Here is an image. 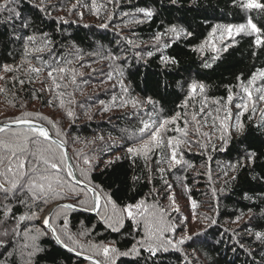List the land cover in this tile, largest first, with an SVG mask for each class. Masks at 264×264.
I'll return each instance as SVG.
<instances>
[{
    "label": "trees",
    "instance_id": "16d2710c",
    "mask_svg": "<svg viewBox=\"0 0 264 264\" xmlns=\"http://www.w3.org/2000/svg\"><path fill=\"white\" fill-rule=\"evenodd\" d=\"M38 5L41 0H19L17 11L21 16L12 21L6 20L7 12L0 11V75L6 77L0 80V85L6 88V92L0 93V122H11L22 111H39L55 121L62 130V138L67 140L69 155L73 156L74 150H83L90 157L94 156L96 167L91 173L92 182L110 193L121 206L142 199L156 185H164L158 184L160 173L155 156L146 166L142 157L133 162L125 154L126 148L135 142L133 133L141 120H147L145 113L152 110L154 116L159 114L163 118L182 112L180 105L187 98L188 87L193 81L206 86L203 96L195 101L197 110L199 101L205 97L208 101L219 98L226 101L229 88L237 95L234 100L239 98L242 103L243 93L238 90L237 77L246 83L253 72L264 69V48L253 46L254 37L237 36L235 42L227 37L218 51L203 53L198 50L217 25L240 24L251 17L264 28V13L243 10L233 0H96L100 12H95L92 0H79V3L77 0H43V10ZM140 8L152 10V17L146 18L137 11ZM22 21L28 23L27 28L21 27ZM104 24L107 27H101ZM171 25L184 29L191 36L173 40L169 34L159 43L154 41L157 33H163ZM119 27L125 36H121ZM45 33L51 41V55L44 52L28 59L36 67L51 63L52 57L72 60L69 67L83 73V76L77 75L75 84L67 76L58 81L62 87L56 89L47 77V70L38 77L26 71L28 65L22 62L23 37L33 34L40 37ZM225 46H228L226 51L223 50ZM148 52L153 55L148 56ZM110 56L118 59L108 58ZM162 56L174 58L176 63H164ZM6 64L20 67L15 72L4 73L2 69ZM82 64L85 66L81 67ZM109 73L112 80H107ZM21 79L23 85L19 83ZM120 81L128 89L126 93ZM61 93L64 94V107L58 99ZM113 96L117 97L115 104ZM149 97L155 104L146 103ZM121 98L136 99L142 105L133 108L128 103L126 107H119ZM69 100L72 103L69 104ZM257 107L254 112H244L240 117L245 125L242 135L231 130L227 143L213 136L215 147L197 145L193 150H186V163L178 169V174L170 170L164 174V179L172 185V192L178 191L187 200H195L197 205L204 200L209 203L211 214L197 219L204 225L196 232L198 235L154 257L143 250L140 256H121L117 264H264V243L249 235V230L264 232V111L259 112ZM69 108L74 112L73 117L66 114ZM104 108L108 110H102ZM231 111L232 117L236 116L238 110ZM208 120L211 124V118ZM100 136L104 137L103 141L97 139ZM253 152L255 158L249 160L248 155ZM117 156L121 159L115 160ZM108 160L114 162L106 164ZM72 162H76L74 158ZM207 164L216 173L210 176L209 182L206 181ZM194 168L204 170L194 173ZM133 177L138 179L133 180ZM166 198L157 199L164 202ZM66 201L73 202L71 197ZM149 202H152L151 197ZM49 206L41 205L45 211ZM24 211L22 206H16L17 215ZM190 212L192 214L191 206L185 199L177 211L178 220ZM241 215L242 219L235 222ZM68 217L72 233H88L79 237L86 246L88 242L114 241L124 252L143 235V226L134 227L129 221L120 232H113L97 213L69 210ZM3 219L0 210V220ZM37 225H40L39 219L22 228ZM12 226L9 221L1 230ZM6 239L7 243L0 247V264H22L18 254L10 256L8 253L23 241L19 237ZM39 245L44 251L36 254L34 264H89L58 245L51 235L41 237Z\"/></svg>",
    "mask_w": 264,
    "mask_h": 264
},
{
    "label": "snow or ice",
    "instance_id": "6c2138e0",
    "mask_svg": "<svg viewBox=\"0 0 264 264\" xmlns=\"http://www.w3.org/2000/svg\"><path fill=\"white\" fill-rule=\"evenodd\" d=\"M79 3V0H77ZM233 3L243 10H258L264 13V3L261 0H233ZM43 0H41V10ZM19 0H3L0 3V11L8 13L6 20L12 21L19 19L21 13L17 11ZM75 7V5H73ZM92 7L99 11L96 6V0H92ZM138 12L143 13L146 18H151L152 10L140 8ZM127 15V13H125ZM63 20V17H60ZM67 23V21H64ZM136 22V21H132ZM22 28H27L26 21L21 22ZM101 27H107L106 24ZM218 29H223L221 39L224 38V33L235 42L237 36L254 37L253 46L256 48H264V28H261L253 21L251 17L246 19V22L240 24L217 25L209 34V39L217 32ZM171 34L173 40L179 39L182 36H191V33L184 29L171 25L165 29L163 33H157L153 39L157 43ZM47 34L38 37L35 34L23 37V59L22 62L28 65L26 71L34 73L37 77L47 70V77L52 81V86L60 89L62 85L58 81H63L67 76L71 77V82L75 84L77 75L83 76V73H77L76 69L69 67L72 60L63 57L57 59L52 57V62H45L43 67L34 66L28 59L33 54L48 52L51 55L50 44ZM21 39V37H16ZM129 43H132L129 41ZM207 44L199 46L202 51ZM165 47L168 44H164ZM231 46V45H228ZM225 46L223 50H227ZM148 56L153 55L152 52L147 53ZM37 59L39 56L37 55ZM82 59V57H77ZM110 59H118L110 56ZM164 63H176L175 59L161 57ZM85 65H81L84 67ZM20 65H3V72H15ZM205 67L210 65L205 64ZM93 72L96 69L92 70ZM112 74L109 73L107 80H112ZM4 75H0V80H5ZM16 79V77H12ZM238 87L241 89L243 96L242 103L235 104L236 113L235 122H231L232 111L229 105L234 101V94L231 88L228 89L226 101L223 98L208 101L205 97L199 101L200 107L196 109V99L198 95H203L205 85L193 81L188 87V96L182 101L180 107L182 112H176L171 117L161 118L159 114L155 116L149 113L147 120H141L140 126L133 133L135 142L126 148V155L133 159L142 157L147 166V161L151 156L160 150L162 155L156 160L158 172L165 185V194L169 203L162 206L157 197L158 193L155 189L149 194L135 203H127L118 205L112 195L106 192L100 185L94 184L91 180V173L96 167L95 157H90L83 150H74L73 156H69L66 150L67 140L62 138V130L57 126L56 122L44 116L41 112L22 111L18 116L11 120V123H0V210L4 219L0 220V225L12 222L11 229L0 231V247H4L7 243L6 238L15 239L19 237L23 242H18V247L13 249V252L8 255L18 254L22 264H34V257L37 253L44 251L39 245V240L43 236L51 235L56 242L63 248L74 252L78 257H83L89 264H117V259L121 256L136 255L140 256L141 251H147L150 257H154L160 251H168L169 247L178 248L185 241L191 240L192 236L184 234L178 239H174L176 227L170 220L171 211H179L176 205L175 194L172 192V185L164 179L166 171L180 165L183 166L186 161L183 159V148L189 146L192 141L191 135H196L195 143L200 147H208L212 144V137L218 132L219 139L227 143L231 135V130H235L237 134L242 135L245 131V125L240 117L244 112L255 111V106L258 103L264 102V69H257L252 73L250 78L245 83L240 77ZM106 81H102L104 83ZM21 85L24 80H19ZM123 92L128 89L120 81ZM66 87V85H64ZM43 91V89L41 90ZM6 92V88L0 85V93ZM63 93L58 97L61 107L65 106V101L62 98ZM67 95L71 96L72 93ZM35 99V93L33 94ZM116 96H113L112 101L115 104ZM49 104L52 101H48ZM68 103H72L71 100ZM101 105L104 101L100 102ZM128 103L136 108L142 102L133 99L131 101L121 98L119 107H126ZM148 104H155L149 97L146 101ZM217 105L215 113L209 111V104ZM251 105V107H250ZM191 108V111L189 109ZM107 111V108L102 109ZM223 112V118L220 112ZM67 116L73 117L74 112L67 109ZM264 115V113H262ZM208 117H211L209 125ZM90 118V117H89ZM183 126L181 127V123ZM12 125H16L13 127ZM209 125L211 131L204 132L202 128ZM175 133L174 136L168 135L169 131ZM54 133L55 135H53ZM201 138L205 141L201 143ZM97 139L103 141L104 137L100 136ZM89 141L88 143H93ZM115 143V141L113 142ZM255 153L248 155L249 160H254ZM75 159V163L70 162ZM115 160L121 159L117 156ZM113 160L105 161L106 164H112ZM165 165L166 167H161ZM192 165H188L191 167ZM233 168L237 165H232ZM227 175V172H225ZM133 177V180H137ZM215 191V190H214ZM68 197H71L73 202H65ZM149 197L152 202H149ZM22 206L25 211L19 215L16 212V206ZM41 205H51L45 212ZM77 206L84 207L85 211L97 213L100 220L104 222L106 227L113 232H120L124 227L125 222L129 221L134 227L143 226V235L135 240V243L127 251L121 252L116 243H93L88 242L87 246L82 243L79 237H84L88 233L81 231L78 234L72 233L69 228V210H74ZM197 202L191 201V208H197ZM38 209V211L34 210ZM39 219L41 227H28L22 225L25 222H31ZM242 219V215L236 218L235 222ZM215 223V221H212ZM139 235V233H137ZM131 235V233H129ZM194 235H198L195 233ZM249 235H254L256 240L264 243V232L249 230ZM243 247V245H241Z\"/></svg>",
    "mask_w": 264,
    "mask_h": 264
},
{
    "label": "rangeland",
    "instance_id": "374dc122",
    "mask_svg": "<svg viewBox=\"0 0 264 264\" xmlns=\"http://www.w3.org/2000/svg\"><path fill=\"white\" fill-rule=\"evenodd\" d=\"M98 9H99V11L98 12H100V8L98 7ZM95 12H97V10L95 9ZM117 30H119V33L121 34V36H125V32H123V29L121 28V27H119ZM120 30H121V32H120ZM223 31V29H218L217 30V32L216 33H214L213 35H212V37H211V39H209V37L207 38V44L205 45V47H204V49L201 51V52H203V53H205V52H209V51H218V49H219V47H220V44H221V42L224 40V39H226L228 36H227V33L225 32L224 33V38L223 39H221V32ZM129 40V39H128ZM205 42H203V44H204ZM238 90H239V92H241V89L240 88H238ZM234 94V98H235V96H237L235 93H233ZM203 95H198L197 97H202ZM204 98V97H203ZM208 100V99H207ZM141 102V101H140ZM210 102V101H209ZM243 102V101H242ZM239 103V98H237L236 100H234L233 101V103L231 104V105H229V107L231 108V110H234V109H236V107H235V104H238ZM140 105H142V103L140 104ZM256 106H259V108H258V111L260 112V110L261 111H264V102H261V103H258V104H256ZM250 107H251V105H250ZM142 109V111L145 113V111H144V108H143V106L141 107ZM198 108H199V106H198ZM217 108V105H215V104H211L210 103V105H209V111H211V112H213V113H215V109ZM257 111V112H258ZM153 111L152 110H150V112H147V113H145L144 115L146 116V118L148 119V115H149V113H152ZM222 111L220 112V116H221V118H223V116H222ZM209 118H211V117H209ZM235 118H236V116H234V117H232L231 118V122L232 123H234L235 122ZM181 123V127L183 126V124H182V122H180ZM209 125H210V122H209ZM209 125H205L203 128H202V131H204V132H209V131H211V129H210V127H209ZM168 135H170V136H174L175 135V133L174 132H172L171 130L168 132ZM219 136V133L217 132L214 136ZM190 139L192 140V141H194L193 143H191L189 146H186V147H184L183 148V159H184V161H185V153H186V150H193V149H195L196 147H197V143H195V141L197 140V136L196 135H191L190 136ZM204 143L205 141L201 138V143ZM199 147V146H198ZM158 152H155L152 156H155L156 157V159H159L160 158V156L162 155V152L160 151V150H157ZM151 156V157H152ZM208 166H207V169L209 168V170H208V174H206L207 176H206V178H207V182H209V178H210V176H213L214 174H216L214 171H212V169H211V166L209 167V164H207ZM161 167H166L165 165H160ZM181 168H183V166H180V165H178V166H176L175 168H172L170 171L171 172H173V174L174 175H176V174H178V172H179V170L178 169H181ZM190 168V167H189ZM205 168V167H204ZM204 168L203 169H201V170H196L195 168H194V170H192L194 173H198V172H202L203 170H204ZM206 170V169H205ZM212 174V175H211ZM159 183H163V180L161 179V175L160 176H158V184ZM160 188V189H159ZM203 188H205V187H203ZM155 190H156V192L159 194L158 195V197L157 198H159V197H167L166 195H164L165 194V185H163V186H161V184H159L158 186L156 185V187L154 188ZM159 189V190H158ZM204 191V190H203ZM205 192V191H204ZM174 194H175V198H176V205L178 206V208H179V210H180V205L182 204V202L186 199V201H187V203L191 206V199L190 198H188L189 200H187V198H186V196H184V195H182V194H178L179 192L178 191H175V192H173ZM202 200H204V199H202ZM205 201V200H204ZM200 201V203H199V205L197 206V208L195 209V210H193L192 208V214H191V212L190 213H188V214H186L185 215V217H182V219L181 220H178V214H177V211H171L170 212V220H171V222L174 224V226L176 227V232H175V234H174V239H178L180 236H182V235H184V234H187V235H189V236H193L201 227L203 228L204 227V225L202 224V222H198L197 221V219L198 218H200V217H207L206 215L207 214H211V212L209 213V209H208V207H209V203H207V201ZM160 202H162V200L160 201L159 200V203ZM169 203V201H168V198H166V200L164 201V202H162V204L165 206V205H167ZM161 204V203H160ZM208 206V207H207ZM205 218H203V220H204ZM176 220H178V221H176ZM209 220H210V218H209ZM34 221H36V220H33V221H31V222H34ZM205 221V220H204ZM30 222V223H31ZM29 222H25V224H28ZM1 226L2 225H0V231H3L4 229H2L1 230ZM38 227H41V224L40 225H37Z\"/></svg>",
    "mask_w": 264,
    "mask_h": 264
},
{
    "label": "water",
    "instance_id": "95a60500",
    "mask_svg": "<svg viewBox=\"0 0 264 264\" xmlns=\"http://www.w3.org/2000/svg\"><path fill=\"white\" fill-rule=\"evenodd\" d=\"M0 123H5V122H0ZM7 123H11V122H7ZM13 127H16V125H12ZM66 150L68 151V149H67V146H66ZM69 153V152H68ZM70 156V155H69ZM70 162H72V161H70ZM65 202H67V201H65ZM49 207H51V205L49 206ZM74 210H78V211H81V212H87V213H90V214H96L95 212H91V211H85L84 210V208H81V207H79V206H77ZM45 212H47V210L45 211ZM52 238H53V240L56 242V240H55V238L52 236ZM57 243V242H56ZM58 244V243H57ZM58 245H60V244H58ZM61 246V245H60ZM62 247V246H61ZM63 248V247H62ZM65 249V248H64ZM66 251H68V252H70V253H72V254H74V255H76L74 252H71V251H69L68 249H65ZM77 256V255H76ZM78 257V256H77ZM79 258H81V259H84L83 257H79ZM85 260V259H84Z\"/></svg>",
    "mask_w": 264,
    "mask_h": 264
}]
</instances>
